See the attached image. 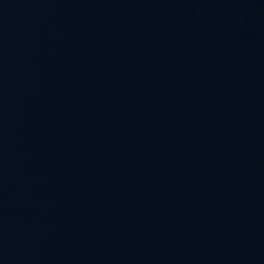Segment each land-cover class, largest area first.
Returning a JSON list of instances; mask_svg holds the SVG:
<instances>
[{
  "label": "water",
  "instance_id": "1",
  "mask_svg": "<svg viewBox=\"0 0 264 264\" xmlns=\"http://www.w3.org/2000/svg\"><path fill=\"white\" fill-rule=\"evenodd\" d=\"M0 264H264V0H0Z\"/></svg>",
  "mask_w": 264,
  "mask_h": 264
}]
</instances>
